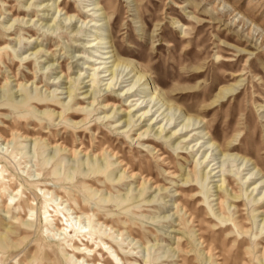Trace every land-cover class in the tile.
Returning a JSON list of instances; mask_svg holds the SVG:
<instances>
[{
	"label": "rangeland",
	"instance_id": "1",
	"mask_svg": "<svg viewBox=\"0 0 264 264\" xmlns=\"http://www.w3.org/2000/svg\"><path fill=\"white\" fill-rule=\"evenodd\" d=\"M108 45L128 61L115 77ZM133 65L151 87L135 98L157 102L140 120L122 111ZM191 116L205 159L200 129L168 138ZM165 123L160 143L136 139ZM0 136V264H72L83 244L107 264L99 237L124 264H264V0H0ZM223 173L244 196L220 214Z\"/></svg>",
	"mask_w": 264,
	"mask_h": 264
},
{
	"label": "bare ground",
	"instance_id": "2",
	"mask_svg": "<svg viewBox=\"0 0 264 264\" xmlns=\"http://www.w3.org/2000/svg\"><path fill=\"white\" fill-rule=\"evenodd\" d=\"M113 45H108V46H106V49H107V51L106 52H104L105 53V59H109L110 61H109V63H111V65L109 66L110 67V69H108L109 71H110V74L113 76V77H115V72H116V69L120 66V64H123L124 62H128L126 59H124V58H121V57H119L118 55H117V53L115 52V49H113ZM224 62H230V61H232L231 59H224L223 60ZM136 67H134V65L131 67V69H130V71H129V73L130 72H134V74L131 76V77H133L135 74H138V80H136L132 85H131V87L129 88L128 87V89L126 90L127 92H125V96L126 95H129L128 97H126L125 99H123L122 100V106H126V107H128L129 108V110H125V109H123L122 111H123V113L125 114V115H127V116H129V115H133V116H137L136 118H137V120H140L141 118H143L145 115H148V113L151 111V109L155 106V105H157V102L154 100V97L155 96H152V98L148 101V102H144V100H141V101H139V99H140V97L141 96H139L137 99L135 98V96H137L138 95V93L140 92V93H145L146 94V91H147V89H151V87L150 86H148V84H150L149 82H148V78L146 77V75H144L143 73H141L140 71H138L137 69H135ZM91 69H93V68H91ZM94 70H95V68H94ZM237 74V73H236ZM112 77V78H113ZM144 78V81L142 82V83H140L141 81H142V79ZM127 81V80H126ZM136 84H138L137 85V87L136 88H134L133 89V87L136 85ZM111 85H113V86H111ZM144 86H146V87H144ZM113 87V88H112ZM114 87H115V83L114 84H112V83H110L109 84V88H111L112 90H114ZM105 90V89H104ZM110 90V89H109ZM231 91H233V88H224L223 89V92L222 93H224L223 94V97H225V95L227 94V93H229V92H231ZM71 92H74V90H72V91H69V96L70 97H72L71 99H73L74 98V95H72L71 96ZM157 93V91H155L154 90V95H157L156 94ZM104 97H105V104H104V107H111V108H114V106H115V104L112 102V101H109L111 98H116V99H122L121 98V96L120 95H118L117 94V96H111V95H108V94H106V95H104ZM160 96L158 95L156 98H158V99H160L159 100V102L161 101V105L160 106H158L155 110H154V112L152 113V115H154V113L155 112H158L159 114L158 115H168V113H166V114H164V112L169 108V106H168V104L164 101V99L163 98H159ZM130 98V99H129ZM135 100V102L134 103H131V102H133ZM154 100V101H153ZM156 102V103H155ZM143 103H145V104H143ZM152 103V105H151V108H148L149 107V105ZM46 104H49V103H46ZM49 105H53V104H49ZM163 106H165V108H164V110H162L161 111V108L163 107ZM145 108H147V109H145ZM145 109V110H144ZM68 110H70L69 112H70V114H72L73 112L72 111H75V110H72L71 108H68L67 109V111ZM79 110H82V109H79ZM134 110V112L135 113H133V114H131V111H133ZM77 111V110H76ZM85 114L86 115H91L92 114V110H87L86 112H85ZM165 117V116H164ZM163 117V118H164ZM171 120V118H169V117H167V119H166V122H168V121H170ZM128 120H126V122H127ZM127 124L129 125V121L127 122ZM132 126H134V125H132ZM184 127H182L180 130H174V131H172L171 133H170V135L168 136V138L169 137H172V136H178L179 134H182V133H187V132H189V131H193V130H195V129H200V131H198V132H196V133H193V134H191V137L193 138V140H197L198 139V137H200L201 139H203L204 140V142H202V144L196 149V150H194L193 149V147L195 146V145H197V143H194V145H192L191 146V157L193 156V158L195 157V155H196V152L197 151H199V148L200 147H202V146H207V141H208V139H209V137H210V135H208V131H204V129H207V122L203 119V118H198V117H192L191 116V118H189V120H188V122H187V124H184L183 125ZM189 127H191V130H189ZM131 128H133V127H131ZM165 128H166V123H165V125L164 126H162V125H160V127L158 128L159 130H156L157 132H156V134H154L155 135V137H152V136H150L149 134H148V132H147V130H145V131H143V132H141V133H139L138 134V137L136 138L137 140H140V141H142V140H148V141H152V142H154V143H160L159 142V140L156 138V137H161V135L163 134V131L165 130ZM128 131H130L129 129H128ZM123 133H124V131H123ZM183 135V134H182ZM1 137V136H0ZM195 137V138H194ZM201 143V142H200ZM206 144V145H205ZM211 147V145H208L206 148H204L203 149V152H202V155H201V158L202 159H205L206 158V153H204V151L205 150H208L209 148ZM230 148H232V146H230V145H226L225 146V149H230ZM156 149V147H153L152 148V150H155ZM159 151V149L157 150V152ZM116 152V151H115ZM115 152H113V153H115ZM112 154V153H111ZM160 155V160H162V161H164L165 160V156H163V154L162 153H160L159 154ZM113 156V155H112ZM167 158V157H166ZM165 161H167V160H165ZM249 161V160H248ZM247 161V162H248ZM125 162V161H124ZM123 162V160H119V164L121 165V166H125V169H124V172H126L127 170H128V165H127V163L125 164ZM202 162H203V160L202 161H197L196 160V162H195V165H194V167L193 168H191V170H190V175H191V178H193V179H196V170H195V168L196 167H200V165L202 164ZM247 162L245 163V166H247ZM129 164V163H128ZM253 165L254 166H256V164L253 162ZM132 166V165H131ZM124 168V167H123ZM133 168V167H132ZM246 169V167H244V169L243 170H245ZM147 171V170H146ZM141 172V171H140ZM128 173H129V170H128ZM131 173V174H130ZM130 177H133V176H135L134 175V173L133 172H131L130 171ZM138 173V172H137ZM142 173V172H141ZM147 173H149V172H147ZM223 176H225L226 175V177H222L221 179H220V181H221V183L217 186V188H218V192H217V198H216V200L218 201L217 202V205H218V209H219V213L221 212V208H222V201H223V198L224 197H231V199H232V201H239V199L242 197V196H244L242 193H241V191H237V189L235 188V187H233L232 185H231V182H233V180L234 179H229V176L231 177V175L230 174H222ZM146 176V175H145ZM227 176H228V178H227ZM136 177V176H135ZM134 177V178H135ZM251 177V176H250ZM143 178V177H142ZM232 178H233V176H232ZM2 179V177H1V175H0V180ZM150 179V178H149ZM243 179V178H242ZM246 179H250V180H253L249 185H247V187L245 188V191L247 192V190H248V187L250 186V185H252L253 187H252V189H251V191H250V193H249V195H252V193H253V191H255L256 190V188H257V184L258 183H256L255 182V176L253 177V178H247L246 177ZM245 179V180H246ZM258 179V178H257ZM245 180L244 181H242L240 178H239V181H241V184H242V186H244L245 185ZM145 181H147V179H145ZM237 183H239V182H237ZM264 183V181L262 182V184L261 185H264L263 184ZM254 184V185H253ZM191 186V188H193V186L195 187V185L194 184H191L190 185ZM228 188H230V193L229 194H227L226 192H225V190H228ZM41 191H42V189H40ZM259 192V191H258ZM43 193L44 194H48L49 193V191L48 190H44L43 191ZM14 195V194H13ZM179 195V194H178ZM199 195H200V193H195L193 196H192V199H197L198 197H199ZM245 195H246V193H245ZM2 196V195H1ZM11 196V195H10ZM15 196V195H14ZM263 196H264V194L261 196V197H259V198H254L252 201L254 202V201H259L260 199H262L263 198ZM247 199H248V197H247ZM251 199V198H250ZM51 200V199H50ZM251 201V202H252ZM252 202V203H253ZM9 204V203H8ZM7 205V204H6ZM264 205V202L262 201V202H257V204H254L253 205V207H252V210L253 211H255V210H258V209H260L262 206ZM57 206V205H56ZM235 208H237L236 206H235ZM29 211L30 212H32L33 211V208H31V207H29ZM54 212H58L57 210H55L54 209ZM187 212V211H186ZM261 212V214L264 216V210H262V211H260ZM47 213H48V210H47ZM76 213V212H75ZM64 214V213H63ZM71 214V213H70ZM221 214V213H220ZM53 216H55V215H51V214H48V217H51L50 219H49V221L50 222H54V218H53ZM64 216H65V214H64ZM71 216V215H70ZM189 217L191 218V219H193L194 217H193V215L192 214H189ZM80 218H81V214L80 215H76L75 217H74V219H77L78 221L80 220ZM262 220L264 221V218H262ZM67 222V224H68V219L66 220ZM77 221V222H78ZM76 221H75V224L77 223ZM81 222V221H80ZM73 223V222H72ZM53 223H51V225H52ZM66 224V225H67ZM78 224V223H77ZM76 224V225H77ZM63 225V224H62ZM69 225H70V227H71V230L69 231V232H71V231H73V232H82L80 229H82L83 228V226H79V227H75V228H78L77 230H75V228H73V226H72V224L71 223H69ZM79 225H81V224H79ZM238 225H239V228L241 229V233L243 234V233H247V230H246V228H245V226L243 225V222L241 221V220H239V222H238ZM54 228H55V230H56V232H59V234H61L60 232H61V230H63V229H60L59 227H57V225H56V223H54V226H53ZM107 227V226H106ZM112 229V228H111ZM84 230V229H83ZM72 232V233H73ZM84 232V231H83ZM71 233V234H72ZM98 234H99V232H97ZM74 234V233H73ZM89 234H91L90 232H89ZM105 234V233H104ZM100 238V240H101V243L104 245V247L106 248V249H102V251H104V253L105 254H107L108 252H111L110 254L114 257V259L115 260H117V263L118 264H124V262H121V259H119L118 258V254H117V252L116 251H113L112 250V245H109V246H107L106 247V245L108 244V242H104L103 241V239L101 238V237H99ZM115 238V237H114ZM112 239V238H111ZM199 240H200V242L202 243V244H204V242H205V240H203V237L202 236H199ZM75 248V254H77L78 255V257H74V255H71V256H69L67 253L66 254H64V255H66V259L70 262V263H72V264H96L95 263V261H94V258L92 257L94 254H92L91 252L93 251L88 245H86V244H83V246H75L74 247ZM210 251H211V248H208V250H207V252L208 253H210ZM68 255V256H67ZM110 255V256H111ZM110 256H107L106 257V259H105V262L107 263V264H111V263H113V260L111 259V257ZM101 257V256H100ZM98 263V262H97Z\"/></svg>",
	"mask_w": 264,
	"mask_h": 264
}]
</instances>
